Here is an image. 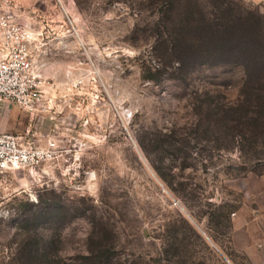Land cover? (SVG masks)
I'll use <instances>...</instances> for the list:
<instances>
[{
  "label": "rangeland",
  "instance_id": "rangeland-1",
  "mask_svg": "<svg viewBox=\"0 0 264 264\" xmlns=\"http://www.w3.org/2000/svg\"><path fill=\"white\" fill-rule=\"evenodd\" d=\"M0 9L47 43L37 60L57 99L54 120L0 104V130L32 123L42 143L56 141L52 159L0 176V264H89L82 256L99 248L115 264H240L230 211L264 181L253 102L264 89V5L0 0ZM81 73L96 82L78 106L71 81ZM246 89L252 126L234 132Z\"/></svg>",
  "mask_w": 264,
  "mask_h": 264
},
{
  "label": "built area",
  "instance_id": "built-area-1",
  "mask_svg": "<svg viewBox=\"0 0 264 264\" xmlns=\"http://www.w3.org/2000/svg\"><path fill=\"white\" fill-rule=\"evenodd\" d=\"M39 36L29 25L15 21L8 10L0 9V104L19 107L32 121L47 115L54 120L57 99L50 91L55 86L47 80L37 60V52L46 53L47 45ZM95 82L93 73H81L72 79L78 106L86 94L83 90L88 87L87 83L95 85ZM91 91V95L95 94L90 106H94L98 94L93 87ZM92 109L88 108V112L92 113ZM86 123L85 118L81 124ZM41 140L32 123L21 132L0 130V176L15 170L34 169L52 159L56 141L47 138L42 143Z\"/></svg>",
  "mask_w": 264,
  "mask_h": 264
},
{
  "label": "crops",
  "instance_id": "crops-1",
  "mask_svg": "<svg viewBox=\"0 0 264 264\" xmlns=\"http://www.w3.org/2000/svg\"><path fill=\"white\" fill-rule=\"evenodd\" d=\"M249 1L264 5V0ZM233 212L230 218L231 250L240 264H264V181L259 190L248 195ZM224 257L226 264H236L228 256Z\"/></svg>",
  "mask_w": 264,
  "mask_h": 264
},
{
  "label": "trees",
  "instance_id": "trees-1",
  "mask_svg": "<svg viewBox=\"0 0 264 264\" xmlns=\"http://www.w3.org/2000/svg\"><path fill=\"white\" fill-rule=\"evenodd\" d=\"M244 67L246 68L245 65H244ZM263 79H264V77H261L259 80H263ZM258 90H260V92H263V93L259 94L258 96H255L253 98L254 99L253 102L255 103V106L259 109L258 110V116H256L255 121L257 122L258 125H260L264 128V89H258ZM244 95H246V100L244 102L240 103V110H241L240 117H241V119L244 118V122H243L244 126L243 127L241 126L242 122H237V124L235 126H233L234 132L235 131L236 132L237 131L242 132V129H244L245 132H247V131H250L249 126H252V124H250L248 122V115H247V112H250L249 106L252 102L251 101L252 98L249 97V92L247 93V89H246ZM247 95H248V99H247ZM252 112H254V111H252ZM230 120H232V118ZM251 132H252L251 136L246 135V138L249 141H251V139H254V137L256 136V134L254 135L253 131H251ZM258 136H262L264 139V130L262 132H260V134ZM156 171H157V169H156ZM157 173L163 180H166L165 177H163L164 175L162 173H160L159 171H157ZM166 184L169 185L170 184L169 181H166ZM169 186L171 187V185H169ZM174 190H175V188H174ZM179 190L183 191L184 188H179ZM230 212H233V210H231ZM214 217H215V215L210 213L209 219H212ZM101 249H104V251ZM109 253H110V250H108V248L107 249L99 248L98 251H96V252L91 251V249H90V250H88L86 255L82 256V258L85 261H90L91 263H89V264H115L113 262L112 256H110ZM45 264H49V263H45Z\"/></svg>",
  "mask_w": 264,
  "mask_h": 264
}]
</instances>
